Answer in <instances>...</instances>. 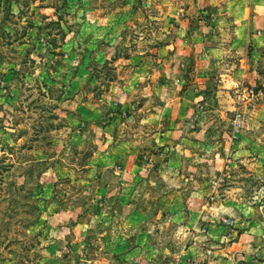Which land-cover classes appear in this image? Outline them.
Returning <instances> with one entry per match:
<instances>
[{"label": "rangeland", "instance_id": "374dc122", "mask_svg": "<svg viewBox=\"0 0 264 264\" xmlns=\"http://www.w3.org/2000/svg\"><path fill=\"white\" fill-rule=\"evenodd\" d=\"M233 5L0 0V264H128L118 257L138 253L106 241L108 216H93L89 198L110 147L151 143L159 84L173 73L203 105L210 136L185 144L218 196L199 200L210 211L188 201L155 223L156 255L139 264H264V26ZM235 19L248 36L217 40ZM208 47L226 52L204 56Z\"/></svg>", "mask_w": 264, "mask_h": 264}, {"label": "crops", "instance_id": "0c3cea01", "mask_svg": "<svg viewBox=\"0 0 264 264\" xmlns=\"http://www.w3.org/2000/svg\"><path fill=\"white\" fill-rule=\"evenodd\" d=\"M201 1L210 9L213 8L211 7L213 0ZM223 1L225 5L234 4L233 6L242 13L246 10L264 26V0ZM235 20L236 26L232 36L228 37V32L221 28L219 32L215 31L217 40L229 38L231 41H241L248 36L243 30L244 27H241L244 23L240 24L239 20ZM242 20L247 23L245 18L242 17ZM210 37L211 34L207 37L203 35L202 39ZM186 51L188 52L178 48L174 55ZM225 52V48L208 47L203 51V55L221 57ZM180 76L181 74L173 73L170 79L159 84V97L164 106L161 112L152 115L157 121L158 128L152 138L147 140L151 143L144 145L145 147L130 145L128 149L122 139V142L110 147L102 160L104 164L102 169L109 170L96 177L97 194L89 198V204L93 202V209H97L93 216L101 217L105 213L108 216L106 224L109 225L107 228L109 232L104 236L106 241L114 242L120 250L126 249L130 241L138 250L136 255L125 253L118 257L119 261L128 264H139L140 260L143 261L145 258L148 260V256L156 255L152 250L149 251L156 234L153 229L155 223L157 226L161 222L165 223L172 214L180 216L185 212L187 208L185 203L188 201L191 202L195 214L204 210L210 211L212 206L216 205H213L214 200L210 198L215 199L218 196L215 186L216 184L218 186V181L216 178L204 180L200 178V173L197 175L193 173L192 170L200 172L198 160H201L202 155L196 147L191 148L185 144V141H189L187 136L198 140L199 142L194 143L196 145H200V141L204 143L209 138L210 129L203 121L205 111L203 105L195 98L197 89L184 90ZM203 182L208 184V193H204L201 188L198 189ZM205 194L213 203H209L208 199L206 204L199 201ZM63 214L65 220L69 219V212ZM162 244L163 242L160 249Z\"/></svg>", "mask_w": 264, "mask_h": 264}, {"label": "built area", "instance_id": "2783aa9c", "mask_svg": "<svg viewBox=\"0 0 264 264\" xmlns=\"http://www.w3.org/2000/svg\"><path fill=\"white\" fill-rule=\"evenodd\" d=\"M249 93L251 95H253L254 93V90L251 88L249 89ZM240 126H241V118H240V115H235L232 119V133H233V136H236L237 133L239 132L240 130Z\"/></svg>", "mask_w": 264, "mask_h": 264}]
</instances>
